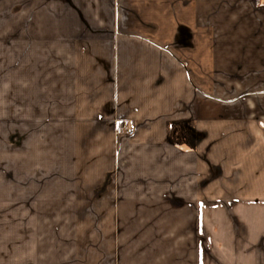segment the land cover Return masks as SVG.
Segmentation results:
<instances>
[{"label": "crops", "instance_id": "crops-1", "mask_svg": "<svg viewBox=\"0 0 264 264\" xmlns=\"http://www.w3.org/2000/svg\"><path fill=\"white\" fill-rule=\"evenodd\" d=\"M0 51V264H264V0H0Z\"/></svg>", "mask_w": 264, "mask_h": 264}, {"label": "rangeland", "instance_id": "rangeland-1", "mask_svg": "<svg viewBox=\"0 0 264 264\" xmlns=\"http://www.w3.org/2000/svg\"><path fill=\"white\" fill-rule=\"evenodd\" d=\"M19 57H21L20 53L15 51H0V172H14L17 169L16 143L19 116L15 80ZM8 183L10 188L16 187L17 184L15 179Z\"/></svg>", "mask_w": 264, "mask_h": 264}, {"label": "built area", "instance_id": "built-area-1", "mask_svg": "<svg viewBox=\"0 0 264 264\" xmlns=\"http://www.w3.org/2000/svg\"><path fill=\"white\" fill-rule=\"evenodd\" d=\"M127 131H128L129 134L133 133V129L132 128L128 129Z\"/></svg>", "mask_w": 264, "mask_h": 264}]
</instances>
